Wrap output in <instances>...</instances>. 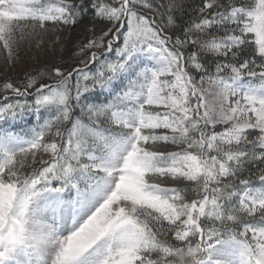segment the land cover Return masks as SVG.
Segmentation results:
<instances>
[{
    "label": "snow or ice",
    "instance_id": "6c2138e0",
    "mask_svg": "<svg viewBox=\"0 0 264 264\" xmlns=\"http://www.w3.org/2000/svg\"><path fill=\"white\" fill-rule=\"evenodd\" d=\"M50 28L0 81V264H264V0H0L9 64Z\"/></svg>",
    "mask_w": 264,
    "mask_h": 264
},
{
    "label": "rangeland",
    "instance_id": "374dc122",
    "mask_svg": "<svg viewBox=\"0 0 264 264\" xmlns=\"http://www.w3.org/2000/svg\"><path fill=\"white\" fill-rule=\"evenodd\" d=\"M62 32L61 36V33H57L50 28V31L43 37L39 47L35 43L31 47L25 44L20 50V59L16 61L14 66L6 61V53L0 52V79L5 78L6 75L25 73L38 64L41 66L50 64L52 59H56V54L67 56L68 54L63 51L64 45L60 43L61 39L68 41L70 46L81 38V33L79 29L73 31L62 30ZM16 122L19 121L10 122V124H15Z\"/></svg>",
    "mask_w": 264,
    "mask_h": 264
},
{
    "label": "trees",
    "instance_id": "16d2710c",
    "mask_svg": "<svg viewBox=\"0 0 264 264\" xmlns=\"http://www.w3.org/2000/svg\"><path fill=\"white\" fill-rule=\"evenodd\" d=\"M64 51V50H63ZM61 58V54H56V59L55 60H59ZM54 59H52L53 62ZM24 73H17V74H13L11 75V77H13L14 79H22L23 78ZM4 78H1L0 81H2ZM100 100H103V97H99L97 102H99ZM28 123L25 124H21V123H16L15 125V129L18 128H24L27 127V125H31L32 121L34 120V118H27Z\"/></svg>",
    "mask_w": 264,
    "mask_h": 264
}]
</instances>
